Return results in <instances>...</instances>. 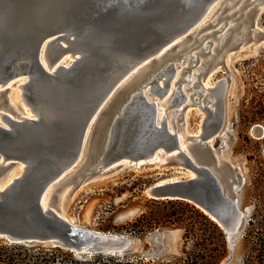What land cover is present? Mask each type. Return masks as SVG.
<instances>
[{
	"label": "water",
	"instance_id": "water-1",
	"mask_svg": "<svg viewBox=\"0 0 264 264\" xmlns=\"http://www.w3.org/2000/svg\"><path fill=\"white\" fill-rule=\"evenodd\" d=\"M239 1L234 0L223 11ZM213 2L0 0V87H4L0 92V107L4 110L0 156L14 158L0 164V173L15 166L20 156L33 163L28 176L0 190V239L59 246L79 255H115L130 249L133 240L125 234L78 226L42 206L50 177L76 159L85 143L87 160L74 187L96 173L106 174L127 163L141 167L158 164L155 155L163 152L169 157L162 165L173 162L174 166L192 170L195 177L156 182L146 189V195L153 200L193 203L227 236L239 233L243 221L237 193L243 187V175L238 170L228 172L214 156L206 159L203 155L205 150L210 152L209 139L225 128L224 113L213 131L188 138L193 141L189 146L193 160L181 149L177 124L173 123L171 131L166 117L159 118L157 105L148 102L144 94L148 87L151 94L162 97L167 93L177 67L174 60L189 47L171 54L172 47L162 62L156 53L178 36L187 35L184 42L191 37L186 32ZM247 4L251 7L244 16L247 19L252 15L254 28L264 11V0H244L234 13ZM220 19L221 15L208 25L215 26ZM247 30L249 25L245 34ZM232 31L229 28L221 39ZM194 40L198 43V36ZM42 56H46L49 67L66 56L74 61L68 67L61 63L56 72H51L44 67ZM225 56L209 64L205 76L216 64H225ZM145 60L150 61L141 80L123 82ZM23 77L27 79L23 85L25 98L38 118L20 117L9 100L3 102L8 85ZM182 91L176 94L175 104L183 102ZM209 92L216 101L205 108L206 112L212 107L217 110L219 105L224 111L225 88L221 95L215 87ZM25 152L30 155L24 157ZM55 204L53 197L50 206L59 210Z\"/></svg>",
	"mask_w": 264,
	"mask_h": 264
},
{
	"label": "rangeland",
	"instance_id": "rangeland-1",
	"mask_svg": "<svg viewBox=\"0 0 264 264\" xmlns=\"http://www.w3.org/2000/svg\"><path fill=\"white\" fill-rule=\"evenodd\" d=\"M233 1L227 0L219 10V5L214 8V15L210 17L209 22L202 24L201 28H205L198 35V43L194 42L196 36L185 41L184 46L189 48L174 60V63L183 69L189 67L192 62L179 82L181 87L185 85L190 103L173 105L168 108L167 113L170 119L176 116L178 132L183 134L188 131L191 135H196L200 131L204 133L213 131L218 126L222 112L224 113L225 130L214 138L210 152L205 150L203 155L206 159L214 156L219 163H223L222 167L228 172L238 170L243 175L244 184L237 193L239 207L243 213L239 233L227 236L217 223L193 203L183 200H153L146 195V189L156 182L190 178V170L174 166L173 162L142 167L124 166L106 174L96 173L81 186L74 187L80 180L78 176L68 183L71 186L66 184L55 194V206L62 201L65 214L78 226L129 236L133 243L127 251L132 258H140L145 262L184 264L187 257L191 263L190 258L195 254L200 253L203 256L206 252L209 254L204 248L212 247L213 250L217 248V251H213L214 254L224 251L217 239L213 240L214 244L208 246L203 245L199 238H188L187 233L191 228L208 236L214 233L211 225L204 219L205 216L216 224L224 235L226 251L216 264H264V11L258 16L253 28L252 15L247 19L244 16L251 7L248 4L237 13L234 12L240 3L223 11V8ZM232 13L233 16L227 17ZM219 15L221 19L215 26L208 25ZM223 24H226L225 27L219 30ZM248 25L249 30L245 34ZM228 26H234V31L221 39ZM205 35L206 37H203ZM208 42L210 47L206 49ZM215 47L217 50L214 52ZM180 48L175 47L171 54H175ZM196 53H199V59L193 62L192 57ZM233 54L236 55L232 56ZM185 56L188 58L187 63L180 65ZM223 56L226 63L220 64L210 83L213 86L211 88L215 87L219 95L225 88L224 111L219 105L217 110L212 107V111L207 113L205 108H211L216 96L213 92L197 94L196 91L202 89L208 65L214 64L218 59L221 60ZM204 60L206 64L202 66ZM188 80L192 81L186 87ZM24 81L26 83L27 79L24 78ZM17 82L5 91L3 102L6 104V100H9L15 107L27 110L22 98V89L16 87ZM156 97L157 102L163 103L164 99ZM219 98L221 100V97ZM198 101L199 104H196ZM200 106L204 108L201 109ZM179 108H184V111L173 115ZM254 129H260L263 135L257 136L253 132ZM224 140L227 141V145L222 147ZM191 143L193 141L189 139L185 144ZM117 164L119 163H115ZM13 169L11 166L2 171L0 179ZM16 171L20 172V167ZM88 173L86 171L84 174ZM144 213L146 214L144 224L147 228L157 222L153 230H148L142 237L125 232V229H130L129 224Z\"/></svg>",
	"mask_w": 264,
	"mask_h": 264
},
{
	"label": "bare ground",
	"instance_id": "bare-ground-1",
	"mask_svg": "<svg viewBox=\"0 0 264 264\" xmlns=\"http://www.w3.org/2000/svg\"><path fill=\"white\" fill-rule=\"evenodd\" d=\"M225 2H226V0H214V2L211 4V6L205 12V14L202 17V19L199 20L192 27V29H190L188 32H186V34L190 35L191 37L198 36L199 33H200V30L202 31V28H201L202 27V24L208 23L209 20H210V17H212V15H214V12H215L214 11V8L219 5L218 10L221 9L223 3H225ZM243 2H244V0H240L238 3H240L239 5L242 6V3ZM229 5L232 6L233 3H231ZM240 6H239V8H240ZM236 25H238V24H236ZM233 27L234 26H231L229 28H233ZM185 36H187V35H185ZM185 36L181 35V36H178L175 39H173L167 46H165L159 52H157L155 57L162 62L163 60H165L166 56L170 54L171 51L168 52V50H172V47H181L179 50H182L185 47L187 48V46H184ZM236 41L238 42V40H236ZM207 46H208V44H207ZM213 50L215 52L217 50L216 47ZM213 50L211 49V52ZM228 54H227V56H228ZM51 55L52 54L49 53V55H48L49 58H51ZM235 55L236 54H233L232 56H235ZM184 58H185V61L183 59V61L180 63V65H184V64L187 63V61H188L187 56H185ZM61 59H62V61H60ZM198 59H199V53H196L195 56H194V59H192V61L193 62L194 61L196 62V60H198ZM219 60L220 59H218V61ZM73 61H74V58H71L70 56H67L66 58L65 57H62L59 60H57L51 67H49L48 64H47L46 56H42V63L44 65V67L47 68V69H49L51 72H56L57 67L61 63H63L64 66H67L68 67V66H70V64ZM148 61H150V60H145L144 62L138 63L133 68V72H131L123 82L128 83V82H131L132 81L134 83L135 81L141 80V78L144 76V74L148 71V66L149 65H146V63ZM204 64H206V60L203 61L202 66ZM219 67H220V64H216L214 66L213 70L207 76L204 77V81H202L203 84L201 86L202 89L197 90L196 91L197 94H201L202 92L209 91V89L211 87H213L211 85V83H210L211 82L210 79H211V77H213V75L215 74V72H217V70L219 69ZM180 68H181L180 66H177L176 67V69L174 71V75H173V77L171 79V82H170L169 89H168V91H167V93L165 95H163L161 97V96H159L157 94H151L150 93V87L146 88L145 89V92H144V94H145L148 102H152V103H154V105H157V107H158V113H159V118L160 119L161 118L163 119L164 116L166 117L168 126H169V128H170L171 131H173V123H176L177 126H178V121H176V116L175 117H172L171 119L168 117V113H167L168 108H170L173 105L174 106H180L181 104L186 103V102L187 103H190V96L187 95V93H186V89L184 87L185 85L183 87H181L179 85V82L182 81L183 74H184L185 69L187 67H184L183 69H180ZM179 69H180V71H179ZM196 78H197L196 80L198 82V75L196 76ZM17 81L18 80L11 82L8 86H11V85L15 84ZM191 81L192 80H188L187 81L186 87L188 86V84L191 83ZM24 84H26V83H25L24 77H23V78H20L19 79V81L17 82L16 87H17V89H22V91H21L22 92V98L24 100L25 106L28 109L27 110H23L21 108H17V107H15L12 104L11 101H8V103H9L10 106H12L18 112V114L20 115V117H25V118H38L37 117V114L33 111L31 104L25 98V95H24L25 90L23 88V85ZM3 88L4 87H0V92L3 90ZM179 90H183L182 92L184 93L185 98H184V100H183L182 103L175 104L174 103V100L176 98V94L179 93ZM151 96H153V97H151ZM156 96H159V98L164 99L163 103L157 102L156 101L157 100L156 99L157 98ZM197 100H199V99H197ZM196 104H199V101ZM202 107L203 106H200L201 109H203ZM184 108L183 109H180L179 108V109L175 110L173 115H175L176 113H179L182 110L184 111ZM3 113H4V110H2V108L0 107V122L1 123L3 121ZM179 117H180V115L177 116V118H179ZM222 132L223 131H220L216 136H214L213 138H210L209 139V145H210V147H211V143L214 140V138L217 137ZM253 132L257 136H259V137H261L263 135V132L260 129H254ZM202 134H203L202 131H200L196 135H191L188 131H185L183 134H181L180 132H178V136L180 138V143H181V149L184 150L193 160H194V157H193V155H192V153L190 152V149H189L190 144L189 145H186L185 143H186L187 140H189L188 139L189 137H191V136H197V137H199ZM87 152H88V144L85 143V145L83 147V150L81 151V153L78 155V157L76 159H74L67 166L61 167L60 169H62V170L60 172H58L59 171L58 170L55 174H53L50 177V180H49V182H48V184H47V186H46V188L44 190V195H43V198H42V206H43V208H44L45 211H47V210H53L55 214H57V215L65 218V219L70 220L72 223H74V221L71 218H69L65 214V212H64V207H63L62 201L60 203H58L59 210H56L52 206H50V203H52L53 197L55 198V194L61 188H63L66 184H68L73 178L78 177L80 175V173L82 171V168L85 165V162L87 160V155H88ZM162 153L163 152H161V154H159V152H158L155 155V159H154L155 162H157L158 164H161V165L164 164V163H166L167 162V158L169 157V155H164ZM23 154L25 155L24 157H27V156L30 155L29 152H25ZM12 159H14V158H10V157H7L5 154H1V156H0V164L2 162L10 163V161ZM16 161H17V164L15 166H13L14 169L11 171V173H8L5 177H3V178L0 179V190L1 191L5 190L6 188H9L11 185L15 184V182L22 180L23 178H25L26 176H28L31 173V168H32L33 163L30 160H25V159L21 158V156H20L19 157V160H16ZM19 164H21V166ZM17 165H19L18 167H20V172H18V173H16L17 172L16 170L18 168V167L16 168ZM126 166L127 167H141L140 164H139V166H133V165H130L128 163L126 164ZM189 174H190V178H194L195 177V173L192 170L189 171ZM166 181L169 182V181H180V180L177 179V178H174V179L166 180ZM66 186H71V184H68ZM62 198H63V196H62ZM242 220H243V213H242Z\"/></svg>",
	"mask_w": 264,
	"mask_h": 264
},
{
	"label": "trees",
	"instance_id": "trees-1",
	"mask_svg": "<svg viewBox=\"0 0 264 264\" xmlns=\"http://www.w3.org/2000/svg\"><path fill=\"white\" fill-rule=\"evenodd\" d=\"M204 219L211 225L214 233L201 234L196 232L193 228L189 229L187 235L188 238H199L203 241V245L208 246L214 244L213 240L217 239L221 243V247L224 249L218 254H214L213 251H217V248H204L209 251V254L200 255L195 254L191 257V263L189 257L184 260V264H216L220 260L226 251L224 235L218 229L216 224H213L209 218L203 216ZM146 220V214H142L133 223L129 224L130 229H125L130 235H136L142 237L148 230H153L157 222H154V226L150 228L146 227L144 221ZM156 220V219H155ZM154 220V221H155ZM213 221V220H212ZM153 224V223H152ZM132 228V229H131ZM122 231V230H121ZM211 252V253H210ZM186 253V252H185ZM222 253V254H221ZM0 264H173V263H154L152 261L145 262L140 258H132L128 251L123 253L113 254H76L70 249L44 245V244H24V243H11L0 239ZM177 264V263H175Z\"/></svg>",
	"mask_w": 264,
	"mask_h": 264
},
{
	"label": "built area",
	"instance_id": "built-area-1",
	"mask_svg": "<svg viewBox=\"0 0 264 264\" xmlns=\"http://www.w3.org/2000/svg\"><path fill=\"white\" fill-rule=\"evenodd\" d=\"M226 145H227V141L224 140V141L222 142V147H224V146H226Z\"/></svg>",
	"mask_w": 264,
	"mask_h": 264
}]
</instances>
